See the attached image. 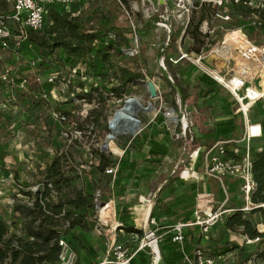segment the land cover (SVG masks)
I'll list each match as a JSON object with an SVG mask.
<instances>
[{
	"label": "rangeland",
	"instance_id": "obj_1",
	"mask_svg": "<svg viewBox=\"0 0 264 264\" xmlns=\"http://www.w3.org/2000/svg\"><path fill=\"white\" fill-rule=\"evenodd\" d=\"M209 1L191 0L192 9L187 25L177 16V0H76L71 4L75 11L74 17H79L85 32L99 28L103 29L104 34L109 28L125 32L130 30V37L125 33L128 45L121 48L129 49L135 44L137 55H114L112 60L117 67L137 72L144 79L134 86H128L121 99L108 91L111 85L102 86L99 79L88 76L83 65L75 68L79 75L72 74L69 66L60 67L51 58L31 71L28 66L31 60L38 58L42 61L38 52L21 50L15 53L12 49L0 52V75L10 69L16 75L15 80L27 81V87L22 90H14L9 84L0 81V219L6 222L10 231L19 230L24 222L21 213L10 211L11 206L16 203L31 206L32 201L22 196L20 191L35 192L44 180L40 172L55 157H60L64 174L72 179L71 186L61 190L59 194L52 190L51 200L55 201L58 195L62 199L72 197L71 190L77 189L92 202L96 200L100 204L107 202L103 200L108 197L106 194L109 185L106 177L96 170L98 153H105L113 161L126 159L130 163L135 162L137 166L133 170H126L121 178L114 180L112 177L110 212L113 209L117 211L127 203L134 226L144 228L139 217L136 216V219L134 215V206L143 204L144 199L151 200L154 191L167 184L168 180L171 183H168L167 190L172 187H189L178 178L183 167L179 166L175 172L180 154L185 159L187 153L197 147H209L213 142L209 138L214 136L220 123L229 119H233L235 128L229 130L228 136L241 138L244 120L237 112L238 106L220 86L214 88L213 94L209 87L199 83L196 76L204 73L192 60L200 52H207L219 44L224 35L232 30H240L256 46H264V26L256 16L241 19L231 15L230 8L227 7L224 11L216 9ZM261 3L264 5V0ZM0 7L10 11L11 0H0ZM203 21L210 31L206 36L199 32ZM45 25L49 23L46 22ZM182 55L185 58L174 64ZM207 63L206 65L214 67V61ZM49 75H54L56 80L52 83L49 94H46L41 86L51 77ZM261 76H264V67ZM147 80L156 84V100L149 99L146 84L143 83ZM79 83L83 85L81 88ZM96 86L99 89L91 92L89 88ZM87 92L89 96L86 97ZM76 94H80L82 99H78ZM130 97L139 100L144 107L151 105L152 111L149 114L138 115L140 129L135 136L154 137L166 146V155L157 163H148L150 157L146 153L149 144L142 138L134 141L135 136L117 137L108 146L107 152L101 151V146L110 133L109 120L121 107L122 101ZM224 100L229 103L228 106L223 103ZM171 109L175 116L181 117L183 114L191 122L190 131L186 132L185 138L175 139L179 126L166 116ZM251 114L255 121L264 120V104L253 108ZM190 134H193L191 142ZM261 146L264 147V143ZM203 183L199 181L198 184L201 186ZM212 188L217 190L216 201L220 203L223 200L220 184L213 185ZM97 189H101L99 197ZM171 192L172 190L165 195L169 198L172 196ZM227 194V207L233 208L239 204L234 192L227 191ZM163 199H156L154 210L155 215L160 218L155 222L159 228L165 226V232L169 230L167 225L170 224L164 225L160 214ZM194 199L195 195L187 199V203L193 202L194 205ZM191 207L192 203H188L186 207H177L174 214L180 215ZM101 214L109 219L110 226H114V214L112 219L106 210L101 211ZM97 216L98 212L95 213L96 218ZM250 219L253 224L259 225L261 231L264 230L261 215H252ZM210 237L213 239H209ZM203 240L208 244L233 241L236 247L229 257V264H264V245L261 244L260 251L253 253L254 258L246 262L241 259L245 253L252 254L256 244L241 243L238 231L227 234L217 224ZM163 241L164 238L160 246ZM120 243L128 246V242ZM146 254L151 257L148 252Z\"/></svg>",
	"mask_w": 264,
	"mask_h": 264
},
{
	"label": "built area",
	"instance_id": "obj_2",
	"mask_svg": "<svg viewBox=\"0 0 264 264\" xmlns=\"http://www.w3.org/2000/svg\"><path fill=\"white\" fill-rule=\"evenodd\" d=\"M74 1L76 0H11L10 11L0 13V52L12 49L18 53L26 42L27 31L38 32L41 30L47 14V7L59 6L65 13H70V6ZM209 3H213L216 9L223 11L232 4L264 10L261 0H210ZM176 7L178 18L180 17V21H184L187 25L188 15L192 9L191 0H177ZM76 14L78 15L79 12ZM71 15L74 16L75 13ZM201 23L199 32L206 36L210 31L208 28L206 29L205 21ZM86 32H91V30ZM113 38L114 35L109 33L108 39ZM26 47L28 50L32 49L30 44ZM217 48L218 51H216ZM121 50V54L125 57H134L138 52L135 44L129 49ZM184 58L185 56L182 55L177 61H174V64ZM212 61L215 62L214 67L213 65H206L207 62ZM192 62L225 90L231 100L236 103L237 112L244 120L243 133L239 139L219 138L209 147H197L188 152L185 159H182L180 154L175 172L181 166L183 168L179 171L178 178L184 182H197L201 178H207L218 185L220 184L223 200L218 203L216 196L209 192L196 194L191 219L169 226V230H166L165 233H159L160 228L155 219L150 218L149 215L146 219V228L135 227L143 232L142 235L135 232L129 234V240L133 244H128V246L116 240V232H124L121 229V224L116 220L112 227L109 225V219L101 214L103 210L112 209L110 200L103 204L95 200L93 203L95 213L98 212V216L95 217L94 229L100 236L107 239V249L104 258L94 264H132V260L139 252H148L151 256V264H161L159 244L167 233L171 236V242L182 248L186 242L184 233L187 230L198 229L201 238H203L208 236L213 227L217 224H223L225 218L235 212L242 214L255 212L253 215H261L260 220L264 219V203L255 204L251 199L256 187L252 177L253 159L251 152L253 150L261 151L262 146L259 143L264 142V128L260 121L253 120V114H251L253 108L264 104V76H261V70L264 67V46H256L240 30H232L224 35L219 44L211 47L207 52L202 51L195 55ZM41 63L42 61L38 58L33 59L28 63L29 69L35 71L42 65ZM75 68H72V74H78ZM14 76H16L15 73L7 69L0 75V81L9 84L14 90L25 89L27 81L25 79L15 80ZM22 76L24 75L22 74ZM49 76L51 77H48L46 82L54 83L56 80L54 75ZM168 112L172 115V118L168 117V119L179 126L175 139L185 138L186 132L190 131L191 122H188L183 114L181 117L175 116L172 109ZM189 138L190 142L193 141V134H190ZM116 170L117 166H114L107 168L104 173L114 176ZM198 171L201 173V178ZM185 173L187 174L186 177L184 176ZM227 178L238 182L235 195L240 205L237 207L226 206L228 194L225 180ZM97 194L99 197V192ZM112 214H114L113 210ZM256 226L257 232L264 234V230L261 231L259 225ZM241 239L244 244L253 245L259 242V238L250 240L243 236ZM135 243L137 244L134 246ZM58 245H60L59 253L54 264H81L65 238H59ZM230 256L231 253L212 257L209 250L196 247L190 254H184V264H229Z\"/></svg>",
	"mask_w": 264,
	"mask_h": 264
},
{
	"label": "trees",
	"instance_id": "obj_3",
	"mask_svg": "<svg viewBox=\"0 0 264 264\" xmlns=\"http://www.w3.org/2000/svg\"><path fill=\"white\" fill-rule=\"evenodd\" d=\"M228 8L232 10L231 15L238 16L241 19H251V17L256 16L260 20L259 22H263L264 26V10H255L235 4L228 6ZM70 9V13H65L59 6L47 7V14L41 30L38 32L28 30L26 42L22 45L21 50L38 52L42 63L54 58L53 61L57 62L60 67L69 66L72 69L81 64L88 76L99 79L102 86L111 85L108 91L117 99H121L125 95L128 86H134L139 80L144 79L143 75L137 72L117 67L112 60L114 55H121L123 45H128L129 41L125 38V33L127 37H130V30L125 32L117 28H109L104 29V34L102 33L103 29L99 28L98 30L85 32L82 29L79 17L71 15L75 12L73 5ZM7 11L0 7V13H6ZM202 19L201 17L200 21ZM46 22L49 25H45ZM109 33L114 35L113 39L108 40ZM28 44L32 46L31 50L27 49ZM198 81L204 84L205 87H209L211 92L215 86L218 87L204 74L198 76ZM78 86L81 88L83 85L79 83ZM41 87L46 94H49L52 84L44 82ZM89 89L94 92L99 88L96 86ZM85 96H89V92ZM76 97L82 99L80 94H76ZM223 103L226 106L229 104L225 100ZM261 124L264 128V120H261ZM219 127L234 129L233 119L219 124ZM141 138L149 144L146 153L150 157L147 160L148 163H157L166 155L168 150L162 142L154 137L147 138V136H135L133 140L140 141ZM251 153L253 159L252 177L256 186L251 199L255 204L264 203V147L259 152L253 150ZM98 158L96 170L100 175L106 177L108 184L111 182L112 177L114 180L119 179L126 170H133L137 166L135 162L130 163L126 159L113 161L105 153H98ZM114 166H117L114 176L104 174L107 168ZM62 168L60 157L53 158L40 172L44 180L38 189L35 192L20 191L22 196L29 198L32 202L31 206L19 203L12 206V211L21 213L24 218V222L18 230L19 234L11 232L6 222L0 219V264H54L59 253V238L72 237L74 229L82 231L93 229L95 206L81 190L72 189V197L62 199L58 195L55 201L51 200L52 190L59 194L61 190L71 186L72 178L67 177ZM184 176L186 177V173ZM181 181L180 183H182ZM167 183L170 184L171 180H168ZM162 189L157 193V200ZM154 208L150 218L157 220L158 216L155 215ZM163 212L166 211L163 210ZM254 213L242 214L235 212L223 221L225 232L234 234L238 231L240 237L245 236L250 240L259 238L252 254L249 253L242 258L244 262L254 258L255 254L253 253L260 251L259 245H264V234L257 232L256 225L250 219ZM117 214V221L121 224V229L125 233L135 232L142 235V232L135 228L133 220L129 217L128 206L124 205ZM191 216L183 218L182 222L190 220ZM184 234L186 242L182 248L171 242L170 234L165 235V241L161 246L159 244L162 264H184V254H190L193 246L201 245L200 238L195 233ZM233 243V241L226 240L221 243L206 244L205 249L209 250L212 257H217L232 253V250L236 247ZM132 264H151L150 257L147 256L146 252H139L136 258L132 260Z\"/></svg>",
	"mask_w": 264,
	"mask_h": 264
},
{
	"label": "crops",
	"instance_id": "obj_4",
	"mask_svg": "<svg viewBox=\"0 0 264 264\" xmlns=\"http://www.w3.org/2000/svg\"><path fill=\"white\" fill-rule=\"evenodd\" d=\"M205 76L208 77L207 75H205ZM196 80L198 81V76H196ZM155 88H156V84H155ZM214 91L215 90L212 91L213 94L215 93ZM220 124H222V123H220ZM234 128H235V124H234ZM229 130L231 131L233 129H231V128H221V127L218 126V130L216 132H214V136L209 138V139H211L213 141L212 144L215 141L219 140V138L220 139L234 138V136H228ZM234 139H236V138H234ZM262 143H264V142H260L259 145H261ZM202 147H205V146H202ZM47 164H49V162ZM198 172H199L200 178H201V173H200V171H198ZM199 181L200 182H204V183L201 186H199V184H198ZM199 181H197V182H184L183 181L184 183H186L185 186H189V187H185V188H183V187L180 186L178 188H173L172 187L169 190H167V188H168V186H167L164 189H162L166 185V184H164L163 186H161L158 189H156L154 191V193H153V196H152L153 198L151 199L152 204H151L150 211H149V213L145 214V216L142 219V221L140 222V224H143L144 226L147 224L146 223V219L151 214L152 209L154 208V206L156 204L155 201L158 198L157 197V193L161 189H162V191H161V194L159 195V199L160 198L163 199L162 197H164V198L166 197L165 199L161 200L162 201V204H161L162 207H161V213H160L161 214V217L164 219L163 220V224L164 225L165 224H170V225H167V226H171V225L175 224L174 221H178L179 220L178 222H182L183 221V218H185L187 216H191L192 215V212H193V209H194L193 202H188V203H192V207L190 208V210L184 211L180 215H176V214H174V212L176 211V208L177 207H180V208L186 207L188 205L187 199L193 198L194 195L196 196V194H198L200 192H209V193H213L214 195L215 194L217 195V193H218L217 190H215V188H212L213 185H216V183L213 180H209L207 178H201ZM206 181H207V184L205 183ZM237 183L238 182L236 180H234V179L227 178L225 180V185H227L226 186L227 191L228 192H234L235 198H236V195L235 194H236V190H237ZM108 185H109V188L107 189V194H106V196H108V197L105 198L103 201H108V200H110V198L113 197V190H112L113 185L111 184V182ZM97 190H98L97 192L101 193V189H97ZM171 190H172V192H171L172 196L170 195L169 198H168L167 195H165V193L168 192V191H171ZM102 195L104 196V194H101V196ZM139 196H141V195H139ZM148 201L149 200H145L144 199L142 203L145 204ZM124 205L127 206V203L124 204ZM239 205H240V203L237 204L235 207H237ZM12 206H11V208H12ZM11 208H10V211H12ZM120 209H118L117 211L113 209L114 214H115L114 215V224H115V222L117 220V215H118L117 212ZM163 210L166 211V212H163ZM136 219H137V217H136ZM158 220H160L159 217L157 218V221ZM219 225H221V227H223V224H219ZM164 227L165 226H162V228L160 227L161 228L160 230L163 233H165L163 231V228ZM214 228L215 227L212 228L211 232L214 230ZM96 231L97 230H95L94 227L90 231H86V230L85 231H82L80 229H74L72 231V237H70V236L63 237L70 244L71 248L76 253V255L78 257V260H79V262H81V264H94L96 262L101 261L104 258V256H105V252H106V249H107V239L105 237H103V236H100ZM11 232H15L16 234H19V231L18 230L17 231H13L12 230ZM124 232H122V233L116 232V235H115L116 236V240L119 243L120 242H128V244H131L130 243V240H129V234L128 233H124ZM185 233H189V234L195 233V235L200 238L201 245L200 246L199 245L193 246L192 249H194L196 247L205 248L206 244H208V243H205L204 242L203 238H201L200 233L198 232V229L187 230ZM226 233L228 234V232H226ZM209 239H213V238L210 237ZM164 240H165V236H164ZM241 243H243L242 239H241ZM246 255H247L246 253L243 254V256H241V259L244 258Z\"/></svg>",
	"mask_w": 264,
	"mask_h": 264
},
{
	"label": "bare ground",
	"instance_id": "obj_5",
	"mask_svg": "<svg viewBox=\"0 0 264 264\" xmlns=\"http://www.w3.org/2000/svg\"><path fill=\"white\" fill-rule=\"evenodd\" d=\"M151 111H152L151 106H150V109H147V107H144L140 104L139 100L138 102L129 101L128 104L125 105V109L120 110L117 113V117L113 118L112 116V118L109 120L110 121V127H109L110 133H108L107 136H110L112 139L107 140L108 142L107 149L109 145L113 144L114 140L117 137L132 136V134H136V131L133 130V124L130 121V113L135 112L138 116L140 113L149 114ZM166 116L169 118H172V115L170 112H168ZM151 204L152 202L151 200H149L145 204L134 206V215L139 217L138 219L140 222L144 218L145 214L149 213ZM110 210L111 209H108L106 211H108V214H111L110 219H112L111 216L113 214H112V211L110 212Z\"/></svg>",
	"mask_w": 264,
	"mask_h": 264
},
{
	"label": "water",
	"instance_id": "obj_6",
	"mask_svg": "<svg viewBox=\"0 0 264 264\" xmlns=\"http://www.w3.org/2000/svg\"><path fill=\"white\" fill-rule=\"evenodd\" d=\"M140 82H142V81H140ZM143 83L146 84L145 86H146V89H147V93H148L149 99L150 100H153V99L156 100L158 95H157L155 84L153 83V81L147 80V81H145ZM129 101L138 102V100L136 98H132V97L125 99L124 101H122L121 108L118 111L114 112L113 118L117 117V113L120 110H124L125 109V105H127ZM150 106L151 105L148 104L146 106L147 109H150ZM130 121L133 124V130H135L136 134H138V131L140 129V121H139V118H138V116H137V114L135 112L130 113ZM109 127H110V121L108 122V129H109ZM136 134H132V137H134ZM110 139H112L110 136H107L105 138V141L103 142V144L101 146V148H102L101 151L102 152H104V151L107 152V144H108L107 140H110Z\"/></svg>",
	"mask_w": 264,
	"mask_h": 264
}]
</instances>
